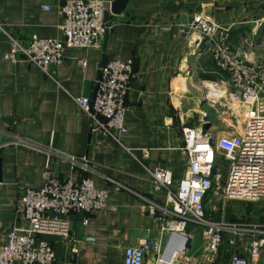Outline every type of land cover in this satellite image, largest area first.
<instances>
[{
	"label": "crops",
	"instance_id": "obj_1",
	"mask_svg": "<svg viewBox=\"0 0 264 264\" xmlns=\"http://www.w3.org/2000/svg\"><path fill=\"white\" fill-rule=\"evenodd\" d=\"M63 2L0 0V21L24 43L32 35L63 38ZM196 15L229 28L231 46L264 64V0H129L125 11L112 14L106 48L109 58L132 60L135 71L127 131L115 130V137L93 132L75 100L93 96L102 47L67 49L53 79L31 62L8 58L10 43L0 33V246L14 226L24 225L19 201L24 188L75 175L106 190L112 208L66 215L75 241L47 236L54 246L53 264H125L126 246L159 239L169 263L178 245L163 233V222L150 208L166 200L153 191L150 171L166 166L176 187L188 167L183 129L205 124L213 129L224 109L220 94L231 92L229 76L218 68L200 32L181 26ZM81 59L87 60L85 67ZM190 231L192 247L177 264L196 261L200 238ZM243 242L238 238V245ZM231 248L221 247L216 264H228ZM156 257L147 252L146 264Z\"/></svg>",
	"mask_w": 264,
	"mask_h": 264
},
{
	"label": "built area",
	"instance_id": "obj_2",
	"mask_svg": "<svg viewBox=\"0 0 264 264\" xmlns=\"http://www.w3.org/2000/svg\"><path fill=\"white\" fill-rule=\"evenodd\" d=\"M109 7L106 0H64L60 6L63 38L32 35L27 43L0 21V33L10 43L7 57L31 62L55 79L56 67L65 59L67 49L102 47L107 29L105 11ZM181 26L200 32L209 44L218 68L229 76V98L246 107L247 120L231 133L216 138L201 126L185 127L182 149L188 158L186 173L174 187L169 168L162 166L151 170L153 191L164 193L166 200L163 204L153 202L150 208L163 222V233L169 237L174 231L191 236L189 228H201L206 244L205 263L216 264L225 235L230 234L229 243L234 249L228 264H251L264 247V222L241 225L215 221L207 211L212 197L218 194L226 199L248 201L264 198V64L236 51L230 44L229 28L218 26L203 15H196ZM80 64L85 67L87 60L81 59ZM134 76L132 60L109 58L102 68L96 94L75 97L81 110L89 116L93 132L115 137V130L127 131L125 113ZM71 160L75 162L77 158L72 156ZM223 160L229 162V169L221 187L219 177ZM83 166L88 165L83 162ZM214 168L215 174L212 173ZM19 201L24 225L14 226L6 244L0 246V264H53L54 246L47 236L59 235L75 241L66 215L112 208L106 190L95 187L89 177L75 175L66 179L49 177L40 188L26 187ZM240 236L247 239L238 247ZM164 249L161 239L140 246H126L124 263L146 264L149 251L157 255L154 264H177L175 261L183 256H179L178 251L171 263H164Z\"/></svg>",
	"mask_w": 264,
	"mask_h": 264
},
{
	"label": "rangeland",
	"instance_id": "obj_3",
	"mask_svg": "<svg viewBox=\"0 0 264 264\" xmlns=\"http://www.w3.org/2000/svg\"><path fill=\"white\" fill-rule=\"evenodd\" d=\"M212 93L216 94V92H212ZM220 96H221L220 97L221 100L219 102L221 105H223L224 109L221 110L222 113L220 112L219 118L215 120V126L213 127V129L210 130V132L213 134L215 138L218 135L220 136L221 134L224 133L225 134L231 133L233 129L236 128L238 125L240 127L244 125L246 123L247 114H248L246 107L240 106L236 102L231 101L230 98H229V103L226 104L225 98L229 96L228 95L226 96L225 93H221ZM224 104H226L227 106L226 105L224 106ZM259 106L262 107V104H260ZM228 169H229V162L226 163L225 166L224 163L221 164L220 166L221 175L219 177V185L221 187H223L225 184ZM212 198H213L212 202L208 204L207 212L209 217L215 221H225L226 223H236L241 225L248 224V222L251 223H257L258 221L264 222L263 220L264 198H261L260 200L257 201H248L244 199H226L220 194L214 195ZM193 233H195V236L199 237L200 239L198 241L199 245L197 246L198 248L197 252L196 254H194L195 255L194 258L196 259V261L195 263L191 262L190 264L192 263L202 264L201 259L202 258L205 259L203 255H205L204 249L206 247L202 234V229L197 228ZM231 237L232 236L230 234L225 235V240L223 244V248L225 251L229 248L230 245L229 242ZM240 238L243 241L247 239V237L245 236H240ZM238 247H240V245H238ZM238 247L236 246V250H238ZM230 252L228 254H231ZM183 264H187V262L184 261ZM204 264H209V263H204ZM251 264H264V253L261 252L257 260L251 262Z\"/></svg>",
	"mask_w": 264,
	"mask_h": 264
},
{
	"label": "water",
	"instance_id": "obj_4",
	"mask_svg": "<svg viewBox=\"0 0 264 264\" xmlns=\"http://www.w3.org/2000/svg\"><path fill=\"white\" fill-rule=\"evenodd\" d=\"M129 0H113L110 3V7L108 9H106L105 11V20H106V32H105V36H104V41H103V45H102V58L101 61L99 63V70H98V74H97V84L95 86L94 92H93V96L96 94L99 84H100V79L102 76V68H104L108 61H109V57L107 54V42H108V37H109V27L112 25L114 19H112V14L115 15H120L123 11H125L127 4H128ZM205 130L207 129V124L204 125L203 127ZM213 174L216 173V169L214 168L212 171ZM0 177H1V159H0ZM176 240L179 239L181 242L178 244L176 250L179 251L180 255H186L187 251L191 249L192 247V237L190 235H188L187 233H180L177 231L172 232V234L169 237V240ZM173 258L172 255H170L168 257V261H171ZM175 263H177V261H175Z\"/></svg>",
	"mask_w": 264,
	"mask_h": 264
},
{
	"label": "bare ground",
	"instance_id": "obj_5",
	"mask_svg": "<svg viewBox=\"0 0 264 264\" xmlns=\"http://www.w3.org/2000/svg\"><path fill=\"white\" fill-rule=\"evenodd\" d=\"M214 89V88H213ZM215 96L217 95V92L216 94H214ZM176 242L177 243H180L181 241L179 239H176ZM178 251L175 249V253H177ZM178 255H180V253L178 252ZM172 261V260H171ZM171 261H169V263H171Z\"/></svg>",
	"mask_w": 264,
	"mask_h": 264
},
{
	"label": "trees",
	"instance_id": "obj_6",
	"mask_svg": "<svg viewBox=\"0 0 264 264\" xmlns=\"http://www.w3.org/2000/svg\"><path fill=\"white\" fill-rule=\"evenodd\" d=\"M222 163H224V166H225V164H226V163H228V161H227V160H226V161H225V160H223V162H222ZM226 166H227V165H226ZM227 174H228V171H227ZM263 220H264V217H263ZM263 220H262V221H263ZM189 229H190V228H189ZM263 248H264V247H263Z\"/></svg>",
	"mask_w": 264,
	"mask_h": 264
}]
</instances>
